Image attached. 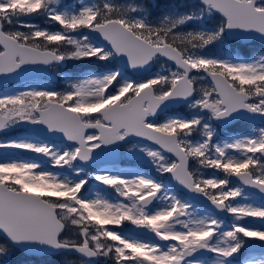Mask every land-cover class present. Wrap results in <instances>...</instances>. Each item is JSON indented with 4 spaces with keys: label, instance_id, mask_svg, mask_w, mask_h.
Returning <instances> with one entry per match:
<instances>
[{
    "label": "snow or ice",
    "instance_id": "snow-or-ice-1",
    "mask_svg": "<svg viewBox=\"0 0 264 264\" xmlns=\"http://www.w3.org/2000/svg\"><path fill=\"white\" fill-rule=\"evenodd\" d=\"M229 36L264 41V0H184L157 17L137 0H0V76L67 81L0 93V132L30 126L0 149L39 157L0 158V256L264 264V53L218 50ZM86 61L97 70L63 71ZM239 119L260 126L220 136ZM132 140L142 166L104 159Z\"/></svg>",
    "mask_w": 264,
    "mask_h": 264
},
{
    "label": "rangeland",
    "instance_id": "rangeland-1",
    "mask_svg": "<svg viewBox=\"0 0 264 264\" xmlns=\"http://www.w3.org/2000/svg\"><path fill=\"white\" fill-rule=\"evenodd\" d=\"M65 2L66 3H76V2H78V0H65ZM32 20H33L34 23L40 25L41 27H45V26L46 27L47 26L57 27V25H49L48 23H46L45 18L42 17V16H38L37 18L32 19ZM68 63H71L72 65L81 64V63H76V62H68ZM161 63L162 62L154 63L152 72L160 70ZM128 74L131 75L130 73H128ZM58 80L60 81L61 85L55 87L52 84V81L56 82ZM40 85H48V86L54 87L56 90H61L64 87L67 86V81H65L63 79L62 75L59 74V73L50 74L48 72V73H46V75H45V77L43 79L27 81V82H23V83H20L18 85H14V86H8V87L0 90V93L18 91V90H23V89H25L26 87H29V86H40ZM176 113L186 114L187 113L186 106H183L181 109L177 110ZM24 133L25 132H21V130H18L16 133H13V134H5L2 137H0V139H6V138L15 137L17 135H22ZM132 143H134V142H129L128 145H124L120 149L121 157L124 158L126 160V162L132 164V166L134 167V168L124 169V170H127V171H133L137 167L142 166V164H143V161L139 157L134 156V155L129 153V149L131 148V144ZM32 155H33V153H24V152H21L20 150H16V149H0V158H4V159L17 158V157L18 158H22V159H30ZM145 170H149L150 173H152V174H154V171H155L154 169H148L147 167H146ZM230 221H231V217H229V219H227L226 223H229ZM247 222L256 224L257 226H260L259 220H255V219L249 218V220ZM124 230L126 232H129V233H133L134 232V229H133V227L131 225H127ZM258 254L254 253V255H258ZM246 255H249V254H245L244 252H242L241 255L237 258V260L238 261L243 260L244 256H246Z\"/></svg>",
    "mask_w": 264,
    "mask_h": 264
},
{
    "label": "flooded vegetation",
    "instance_id": "flooded-vegetation-1",
    "mask_svg": "<svg viewBox=\"0 0 264 264\" xmlns=\"http://www.w3.org/2000/svg\"><path fill=\"white\" fill-rule=\"evenodd\" d=\"M163 1L165 0H153L150 1L148 0V2L152 5H159L161 4ZM173 3H175L176 5L178 4H182L184 2V0H169ZM116 3H121L124 4L122 2H125V0H115ZM38 17V16H37ZM37 17H34L32 19H35ZM219 17H216V20L218 21ZM228 41H230L231 43L228 45L235 53L239 54L241 53V56H251L253 54H259V53H264V41H260V40H250L248 42H241L239 39H227ZM228 47V48H229ZM248 51V53L246 55H243V52ZM152 70H153V66H152ZM48 73V71H47ZM46 75V74H45ZM27 82V81H26ZM20 83L23 82H19V83H7L4 86H2L0 88V90L8 87V86H14V85H18ZM183 106H178V107H173L167 110V114H176V111L181 109ZM161 118L165 115V113H161ZM260 126V122H256V123H251L245 119H239V120H235L234 122H232L231 124H228L226 126H221L219 125L217 127V131L220 134L221 137L226 136L228 134H240V133H244L249 131L252 127H258ZM18 130H21V132H26L28 131L26 128L23 129H13L7 133L1 134L0 137H2L5 134H13L16 133ZM130 142H135L134 140L130 141ZM116 159L118 160L117 162H115L117 164V166L121 169H127V168H134L132 166V164L126 162V160L124 158L121 157V152L119 149V153L118 156H116ZM209 174L211 170H208ZM257 202L259 201V197H257ZM225 222L227 221V219H229V216H227L225 214L224 216ZM258 242V241H256ZM243 252L245 254H250L249 252L246 251V249L243 250ZM254 254V253H251ZM256 254V253H255ZM76 256V255H75ZM77 260H80L81 258L76 256ZM97 264H113V262L111 260H107V259H100L97 261Z\"/></svg>",
    "mask_w": 264,
    "mask_h": 264
},
{
    "label": "trees",
    "instance_id": "trees-1",
    "mask_svg": "<svg viewBox=\"0 0 264 264\" xmlns=\"http://www.w3.org/2000/svg\"><path fill=\"white\" fill-rule=\"evenodd\" d=\"M128 2H130V0H125V2H122V3H128ZM137 2L147 3L150 7V11L153 14V17L159 16L161 13L167 11L169 8L176 5L175 3L169 0H165L159 5H152L148 2V0H137ZM47 27H53V26H47ZM230 43H231L230 41L226 40L223 45L218 46V50L230 51L233 54H237L228 46ZM247 53L248 51L245 50V52H243V55H246ZM239 55H241V53H239ZM113 63H116V61H113ZM97 68H98V65L92 62H89V63L85 62L79 65H72L71 63H67L66 66L63 67V71L75 74L82 70H97ZM53 82L54 81H52V84L55 87L61 85L59 80L54 83ZM0 259H1L0 264H62V261H64L65 259H71L73 261V264H80V260H77L75 255H72V256L27 255V254L22 253L20 250L10 253L9 255H6V256H0Z\"/></svg>",
    "mask_w": 264,
    "mask_h": 264
},
{
    "label": "water",
    "instance_id": "water-1",
    "mask_svg": "<svg viewBox=\"0 0 264 264\" xmlns=\"http://www.w3.org/2000/svg\"><path fill=\"white\" fill-rule=\"evenodd\" d=\"M150 1H153V0H150ZM228 38H230V39H239L241 42L250 41V40H246V39H242V38H237V37H234V36H229ZM149 72H152V68L149 70ZM46 73H47V71H43V70H29V71H26V72H23V73H19V74H16V75H10V76H6V77L5 76H0V88L2 86H4L5 84H7V83H19V82H25V81L34 80V79H41V78H43L45 76ZM129 73L131 75H139L138 73H136V74H133L131 72H129ZM178 106H180V105H175V106H172L171 108L178 107ZM247 121H249V120H247ZM232 122H234V121H231L228 124H231ZM249 122L256 123V122H260V121L256 120V121H249ZM221 126H226V125H221ZM29 127L30 126H21L20 128H17V129L26 128L27 130H29ZM7 132H9V131L0 132V135L4 134V133H7ZM118 153H119V150L116 153L114 158L113 157H104V159L105 160H110V161H113V162H117L118 160L116 159V156H118ZM31 158H39V157L37 156V154H33L31 156ZM201 202H203V201L201 200ZM252 248L256 249L257 251L255 253L258 254L259 253V251H258L259 250V242H252ZM20 251L22 253H24V254H27L23 250H20ZM246 251L249 252L248 249H246ZM27 255H31V254H27ZM0 262H1V259H0Z\"/></svg>",
    "mask_w": 264,
    "mask_h": 264
}]
</instances>
